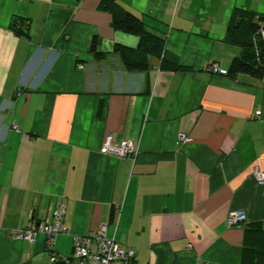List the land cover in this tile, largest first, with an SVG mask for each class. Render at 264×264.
Returning <instances> with one entry per match:
<instances>
[{"label": "crops", "instance_id": "0c3cea01", "mask_svg": "<svg viewBox=\"0 0 264 264\" xmlns=\"http://www.w3.org/2000/svg\"><path fill=\"white\" fill-rule=\"evenodd\" d=\"M114 1L181 66L150 54L129 71L114 47L139 37L103 0H0V264H60L45 235L14 234L59 203L63 256L106 224L143 264H244L245 231L264 224V74L228 76L243 50L225 38L236 10L264 14V0ZM108 137L135 140V158L102 154ZM233 211L247 219L229 226Z\"/></svg>", "mask_w": 264, "mask_h": 264}, {"label": "trees", "instance_id": "16d2710c", "mask_svg": "<svg viewBox=\"0 0 264 264\" xmlns=\"http://www.w3.org/2000/svg\"><path fill=\"white\" fill-rule=\"evenodd\" d=\"M103 7L112 14L114 29L132 33L139 37L136 48L116 44L114 50L121 54L125 67L129 71H142L150 67V54L162 57V67L179 68L181 65L165 58V39L147 27L146 21L134 12L124 8L114 0H103ZM242 11V12H241ZM236 10V15L228 26L226 41L242 47V54L235 56L227 75L235 78L239 74L262 77L264 74V41L261 30L264 29V14ZM16 20V19H15ZM17 24V22H16ZM25 32L26 30H18ZM100 38L94 36L90 50L96 57L102 55L99 50ZM264 264V224L257 223L248 227L244 237V264Z\"/></svg>", "mask_w": 264, "mask_h": 264}, {"label": "built area", "instance_id": "2783aa9c", "mask_svg": "<svg viewBox=\"0 0 264 264\" xmlns=\"http://www.w3.org/2000/svg\"><path fill=\"white\" fill-rule=\"evenodd\" d=\"M264 41V29L261 30ZM83 68V65L79 66ZM214 72L219 71V66H212ZM180 141H187L184 134H180ZM137 142L133 139H126L117 144L112 137H108L102 147V154H113L118 157H134L138 153ZM254 178L258 183L264 184V171L255 168ZM119 205L115 210L118 211ZM67 207L64 203H59L54 209L50 218L44 220H32L24 227L14 232L15 236L21 240L34 243L40 234L46 236V247L50 252L51 262L60 264H143L136 259V250L126 247L116 241L113 237L106 235L107 225L104 224L97 231H92L87 235H76L74 238L73 253L69 256L60 255L56 249V239L59 235L69 232L65 223ZM247 219L244 211H233L228 217V225L233 226Z\"/></svg>", "mask_w": 264, "mask_h": 264}]
</instances>
